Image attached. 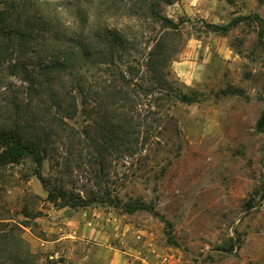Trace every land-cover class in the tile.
<instances>
[{
	"label": "rangeland",
	"instance_id": "obj_1",
	"mask_svg": "<svg viewBox=\"0 0 264 264\" xmlns=\"http://www.w3.org/2000/svg\"><path fill=\"white\" fill-rule=\"evenodd\" d=\"M16 3L3 25L32 35L35 73L49 58L80 63L84 50L98 49L104 63L112 51L110 67L86 66L99 88L109 73L147 75L154 38L166 30L147 5L132 0ZM157 10L180 25L164 71L194 101L158 103L143 93L141 115L125 124L130 133L111 149L98 154L91 140L73 134L60 138L40 168L31 156L0 166V231L12 229L17 237V246L2 250L0 264H264V0L163 1ZM208 23L227 29L213 31ZM80 43L84 50L64 51ZM14 62L15 55L0 52V123L16 119L26 90L23 65L13 73ZM72 71L49 76L63 88ZM85 115L80 110L69 122L85 127ZM38 171L50 188L62 184L88 204L58 207ZM86 209L96 218L106 215L101 228ZM72 214L92 237L56 241L76 227L62 220Z\"/></svg>",
	"mask_w": 264,
	"mask_h": 264
},
{
	"label": "trees",
	"instance_id": "obj_2",
	"mask_svg": "<svg viewBox=\"0 0 264 264\" xmlns=\"http://www.w3.org/2000/svg\"><path fill=\"white\" fill-rule=\"evenodd\" d=\"M139 1L142 4H139ZM163 1L173 3L176 0H132L139 8H141L140 5H147V10H150L151 15L166 29L154 38L156 42L146 62L147 75L138 77L139 71L131 70L109 73L111 77L107 79L108 84L99 88L97 79H94V83L89 82L86 66L90 62H97L98 66L106 64L110 67L111 64L116 63L112 51V59L103 63L98 61L100 59L97 56L98 49L84 50L85 43L76 44L75 47L69 44L64 50L66 54H75L77 46L83 47L82 54L85 57L83 61L75 63L70 57L62 60L49 58V61H40L41 68L38 73H35L38 64L34 65V61L39 53L31 47L32 35L3 25L14 15L17 0H0V38L3 37L2 40L0 39V52L15 55V62L11 66L13 73L17 72L16 69L22 63L24 74L21 87L26 89L18 101L20 104L16 106V119L13 122L10 120L0 123V166L19 163L31 156L40 168L45 157L53 152L58 141L62 140L60 138L73 134H79L80 138L91 140L92 146L95 144L97 153L100 154L99 151L101 152L103 147L110 148L112 143L120 139L121 134L130 133L129 130H125V124L133 120L135 113L141 115L138 113L137 104L142 100L143 93L153 95L155 102L158 103H163L161 100L164 98L170 102L172 100L188 103L194 101L193 96L181 91L175 85V80L168 78L172 74L171 71H164V68L174 59L176 52L174 42L181 34L180 25L157 10ZM137 6L134 10L138 9ZM208 27L213 31L227 29L226 26L216 23H208ZM72 69L73 71L67 75L70 77L68 85L63 88L54 86V75L49 76L50 73L57 71L60 74L64 72L67 74V70ZM103 80L106 81V79ZM91 84L94 87L86 90L87 85ZM37 97H39L38 105H32ZM29 106L34 110H27ZM160 109L157 114L162 111V108ZM80 110L85 112L89 119L88 124L82 128L74 127L69 122L77 117ZM161 119L162 117L159 116L156 118L157 121ZM261 120L264 122V115ZM37 175L49 192L48 200L58 207L68 206L72 201H83L84 204H88L84 202L87 200L80 196H69V192L62 184L50 188L49 182L41 176L39 171ZM72 204L74 205L73 202ZM16 240L17 237L12 229L8 233L0 231V255L3 249L17 246Z\"/></svg>",
	"mask_w": 264,
	"mask_h": 264
},
{
	"label": "crops",
	"instance_id": "obj_3",
	"mask_svg": "<svg viewBox=\"0 0 264 264\" xmlns=\"http://www.w3.org/2000/svg\"><path fill=\"white\" fill-rule=\"evenodd\" d=\"M76 211V210H75ZM84 211V213L86 214V218H88L89 220H92L93 222H94V224H96V225H99L100 226V228L104 225L103 224V218H105V216L104 217H102V216H100V217H98V218H96L92 213H90V211H88L87 209L86 210H83ZM60 212H62L61 210H59V216L61 215V213ZM73 212V211H72ZM78 212V211H77ZM96 212V211H95ZM97 212H99V211H97ZM89 213V214H88ZM67 214H69V213H67ZM82 217H81V219L82 220H84V218H85V216H83V214L81 215ZM64 217V216H63ZM62 217V218H63ZM67 217H69V218H63L62 220H64V221H68L69 223H72V224H74L76 227H74L72 230H71V232H69L68 234H66V236H64V235H59V238L57 237V240L56 241H58V242H60L61 240H63L64 238H73V239H78V238H83L84 236H90V237H92V235H91V233L92 232H90V231H86L85 229H81L82 227H80V228H78L79 226H80V224H81V221H80V219L78 218V217H76V215H69V216H67ZM85 218V219H86ZM85 221V220H84ZM61 219L59 218V220H58V224H61ZM93 222H91V223H93ZM106 225V224H105ZM87 232V233H86ZM87 234V235H86ZM89 238V237H88ZM57 252V254H59V252L58 251H56ZM103 255H99V257H96V258H103L102 257Z\"/></svg>",
	"mask_w": 264,
	"mask_h": 264
}]
</instances>
